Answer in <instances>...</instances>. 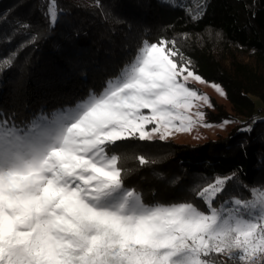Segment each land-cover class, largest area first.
I'll return each mask as SVG.
<instances>
[{"label": "snow or ice", "instance_id": "6c2138e0", "mask_svg": "<svg viewBox=\"0 0 264 264\" xmlns=\"http://www.w3.org/2000/svg\"><path fill=\"white\" fill-rule=\"evenodd\" d=\"M56 4L49 0L52 25ZM192 83L209 84L175 41L161 39L74 109L23 128L0 117V264H264V190L216 207L231 177L217 178L196 193L202 209L148 205L125 184L119 142L212 127L200 109L214 105Z\"/></svg>", "mask_w": 264, "mask_h": 264}, {"label": "trees", "instance_id": "16d2710c", "mask_svg": "<svg viewBox=\"0 0 264 264\" xmlns=\"http://www.w3.org/2000/svg\"><path fill=\"white\" fill-rule=\"evenodd\" d=\"M48 6L49 0H0V64L12 61L0 68V117L22 128L51 119L100 94L143 43L175 41L197 74L223 86L242 121L227 136L194 146L119 142L126 186L148 205L192 202L202 209L196 193L217 178L231 177L216 207L264 189V120H253L250 97L264 102L263 81L241 63L226 68L211 46L194 41L216 32L251 52L264 71V0H57L55 25ZM179 40L190 46L182 50ZM140 156L149 163L140 165ZM209 259L239 264L225 256Z\"/></svg>", "mask_w": 264, "mask_h": 264}, {"label": "rangeland", "instance_id": "374dc122", "mask_svg": "<svg viewBox=\"0 0 264 264\" xmlns=\"http://www.w3.org/2000/svg\"><path fill=\"white\" fill-rule=\"evenodd\" d=\"M194 41L197 42V44L200 47H202L204 45L211 46L212 51L214 53H216V55L218 57V61L223 66H225L226 68L231 69L233 62L241 63L242 65H246V67L253 70V72H255L256 74L260 75L259 77H260V79H262L261 81H263V82H261V84L264 86V71L262 69H261V71L258 70V65L256 64V60L253 57V55L251 54V52H248V51L240 49L238 47L229 45L220 37V35L218 33L212 32V31H206L204 34H202V36L197 37V39ZM178 44L181 45L180 47L182 50H186L187 47L190 46V45L185 46V42L184 41L181 42V40H179ZM142 45H141V47H142ZM137 53H136V55H137ZM185 59L191 61L188 57H186ZM191 66L194 70V62L193 61H191ZM121 71L119 72V74L121 73ZM112 79H110V80H112ZM107 82L105 83L104 87L106 86ZM208 82H209V84L192 83V84H190V87L194 88L195 90H197L201 94L208 96L210 98L212 104L214 105V107H212V108L203 107L200 109L206 115L205 122L208 124H211L212 127L205 128L202 126H196L192 130L191 133H177V134H174L173 136H171L170 138H168L167 140H164V141H161L158 138H155L152 141H142L143 146L144 145L145 146L146 145H150V146L157 145V147H162L164 145V143H173V144L194 146V145L204 144V143H207L209 141L227 136L232 131V129L239 124L240 120L242 121V118L240 116L235 115V112L232 111L231 104L227 100L226 95L224 97H221L218 93L215 92V90L210 86V84L215 83V84L220 85L222 88H223V86L220 83H216V82H212V81H208ZM103 90H104V88H103ZM250 97L254 103V105H253V120H264V102H262L257 97H254V96H250ZM75 107H73L71 109H74ZM71 109H68V110H71ZM68 110H65V111H68ZM65 111H63V112H65ZM222 111H223V113L225 112L226 116L221 117L219 115V112H222ZM63 112H61V113H63ZM54 117H52L51 119H53ZM51 119H48V120H51ZM225 121H228L229 123L225 124L224 123ZM258 190H264V189H258ZM233 200L234 199H230V200L227 199L222 204H225L226 206H230L231 201H233ZM220 206H221V204H219L217 207H220Z\"/></svg>", "mask_w": 264, "mask_h": 264}]
</instances>
